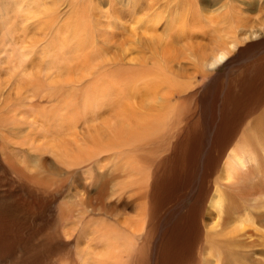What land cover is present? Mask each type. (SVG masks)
<instances>
[{
  "label": "bare ground",
  "instance_id": "bare-ground-1",
  "mask_svg": "<svg viewBox=\"0 0 264 264\" xmlns=\"http://www.w3.org/2000/svg\"><path fill=\"white\" fill-rule=\"evenodd\" d=\"M43 2L44 0H0V38L3 39L0 47L13 43L7 38L13 37L12 33L17 30L14 20L19 22L21 29L26 25H23L24 20L42 12V7L45 9ZM139 2L141 1L123 0L125 7L130 9V14L137 12L135 7ZM147 8L153 10L154 6L147 5ZM203 11L204 16L201 18H195L191 14L193 19L187 30L173 33L167 53L153 57L151 70L142 69L147 62L146 58L142 60L143 64L136 66L138 70L128 69L140 79L141 87L138 85L136 90L130 88L134 98L142 100L145 97L147 100L138 102L135 106L134 103L129 106L127 103L128 107L119 104L121 112L117 114V124L115 121L111 122L110 131H107L112 141H107L110 143L107 147L110 150L121 149L120 154L125 159L120 167L125 175L122 178V190L126 184L134 183L139 200V204L136 203L138 206H135L139 210L132 218L124 217L121 222L116 219L119 223L108 224L101 219L86 222L87 228L84 226L80 234L81 245L76 250L81 264H131L139 256L142 258L139 261L142 262L145 255L151 258L160 255V264H167L165 255L169 249L166 246L171 244L164 242L163 237L161 239L163 230L168 228L169 222L165 221L167 212L176 216L180 212L185 213L187 241L184 245L187 255H182L186 259L183 262L180 260V264H264V0H206L203 2ZM25 52L21 50L16 57L21 68H26L30 63L22 62L24 57H29V53ZM4 57L1 58L0 69L11 71L15 62L9 59L5 67L1 68L6 55ZM131 62L133 61L130 59L126 60L127 64L131 65ZM220 66H225L226 69L216 72ZM56 67L53 68L57 69ZM47 72L44 71L46 75ZM204 76L211 77L205 84L202 82ZM45 78L48 79L47 76ZM33 80L31 83L34 84ZM68 82L60 84L61 91L57 97L60 105L62 104L56 116L59 125L55 123V128L47 131L42 115L40 117L38 114V118L33 115L28 124L34 127L35 134L28 136L22 128L6 126L8 129L4 133H12L7 135V139L11 136L12 140L27 145L39 143L43 149L52 148L51 146L56 149L51 143L65 144L67 136L70 138L68 143H77L80 134L76 132L77 118L70 119L71 121L66 119L65 122V117L72 113L69 112L70 107L74 106L71 102L74 98L66 100L65 93L70 88L66 85ZM1 84L8 86L6 83ZM20 84L21 82L17 85ZM34 85L37 86L35 91L41 93V85ZM99 85L98 88L101 87ZM110 88L113 90V87ZM8 89H4V92ZM16 91L17 94L13 95L18 96L21 90ZM127 91L124 87L120 98L128 99ZM23 93L32 96L27 88L23 89ZM24 94L22 100L30 103L32 97ZM62 95L65 97L59 99ZM124 107L126 108L123 109ZM26 115L24 116L27 117ZM25 117L27 122L28 118ZM56 119L54 120L57 121ZM96 122L93 118L87 120V124L93 127ZM92 126L87 129L90 130ZM119 131L121 134H118ZM129 136L133 141L128 142L139 145L137 150L140 153V167L133 166L136 159L123 158L129 154L121 146H126ZM63 137L65 140H62ZM49 143L50 145H46ZM96 145L93 143V149L89 148L90 150L85 147L87 153H96L99 148L96 154L93 153L95 157L99 155L104 149ZM94 155H90V159ZM129 159L133 161L130 162ZM103 191L98 194L99 199L104 198ZM186 199L190 200L189 205L184 203ZM135 234H140L142 240H135Z\"/></svg>",
  "mask_w": 264,
  "mask_h": 264
},
{
  "label": "rangeland",
  "instance_id": "rangeland-1",
  "mask_svg": "<svg viewBox=\"0 0 264 264\" xmlns=\"http://www.w3.org/2000/svg\"><path fill=\"white\" fill-rule=\"evenodd\" d=\"M139 1L141 2L135 7V11L138 13L135 12V15L129 13L130 9L125 7L123 0H44L45 9L42 7V12L24 20L23 25H26L21 29L19 22L14 20L13 24L17 30L12 33L13 37L8 36L7 38L13 43L0 47L1 62V58L6 55L1 68L5 67L6 61L9 59L15 62L11 71L0 69V89L3 90H0V264H81L76 252L81 245L80 234L86 222H97L101 219L112 224L119 223L116 219L121 222L124 217L136 216L139 210L136 207L138 206L136 203L139 204L136 195L137 189L132 182L126 184L127 187L124 186L122 190V178L124 179L125 175L122 173L124 170H121L120 167L121 163L124 164L125 159H122L120 148L108 149V143L112 141L107 131H110L111 122L115 121L117 124L119 119L117 116L121 112L119 104L128 107L131 103H134L135 106L141 101L147 100L145 97L142 100L134 98L131 89L139 88L140 79L137 74L134 75L133 71L128 69H137L136 66L139 63L143 64L142 60L146 58L147 62L145 65L143 64L142 69L151 70L153 57L167 53L166 49L173 33L187 30L193 17L204 16L203 2L206 0H192V2L190 0ZM147 5L154 6V9H148ZM196 12L197 14H195ZM148 29L149 31H147ZM2 41L3 39L0 38V43ZM21 50L29 53V57L26 56L22 59V62H30L26 68H21L18 59H16ZM127 59L133 61L131 65L126 63ZM165 62L168 63V61ZM52 66L58 68L55 69ZM225 69V66H220L215 71L222 72ZM44 71L48 74L46 75ZM18 73H24L25 76L22 75L24 79L18 80L16 78ZM32 74L35 75L34 78H31ZM26 75H28L27 78ZM42 76H47V82L51 85H57L56 80L59 77V81L61 80L59 84L69 81V84L66 83L70 87L65 93L66 100L74 98L71 99V102L75 108L70 107L69 112L72 111V113L65 117V122L77 118L74 123L78 127L76 132L80 133L79 142L77 140V143L70 141L68 143L70 138L67 136L65 139L68 144L51 143L56 146V149L54 146L49 149L43 146V149L39 143L27 145V143L12 140L11 136L7 139V135L12 133H4L8 129L6 126L22 128L28 136L35 134L36 130L28 122L34 116L38 118V114V116L42 115L40 117L43 118V122L45 121L43 125L47 131L53 130L57 123L59 125L60 122L56 119L58 111L52 113V109H55L53 108L55 106L61 109L62 104L57 105L53 101L46 102L44 93L47 85ZM210 79L211 77L204 76L202 82L205 84ZM32 80L34 84L41 85V93L35 91L37 86L33 83L25 84ZM20 82L21 84L18 86L17 84ZM1 83H6L8 86L5 87ZM97 83L100 84V88L97 87ZM12 86L13 88H11ZM110 87H113V90ZM124 87L128 89V99L120 98ZM25 88L30 90L32 96L23 93ZM4 89H8V91L4 92ZM16 90H21L22 96L20 94L13 95L17 94ZM23 94L32 97L30 103L22 100ZM65 95L60 96L59 99H63ZM6 98L8 101L4 102ZM64 102L66 103V101ZM116 104L118 105L116 106ZM146 105L148 106L147 102ZM114 111H116V115ZM24 117L28 118L27 122ZM89 118L97 120L94 127L87 124ZM88 126H92L90 130L87 129ZM118 134H121V131ZM96 137L97 139L94 141ZM65 139L63 137L62 140ZM107 141L109 142L107 143ZM128 141H133V138L129 136L126 146H124L125 144L121 146L123 150H128L129 154L123 158L136 159L134 161L129 159V161H133V166L140 167V153L137 150L139 145L136 146L137 143L132 145V142ZM93 143L104 149L96 157L93 154L95 152L87 153V148L90 150L93 149V146L95 147V145L92 146ZM46 145H50V143ZM78 154L80 155L78 156ZM90 155H94V157L91 156L92 159H90ZM101 190L105 193L103 199L97 197ZM184 203L189 205L190 200L186 199ZM174 216L176 215L167 212L165 221L169 222L168 228L165 227L167 230L164 229L161 236L164 242L171 244V246H166L169 249L165 255L167 264H180V260L183 262L186 259L185 254L187 255L184 245L187 241V231L184 226L185 213L180 212L179 217ZM176 222L177 224H175ZM85 228L87 227L85 226ZM139 236L140 234H135V240L141 241L142 238ZM161 239L160 241H162ZM170 248H172L171 251ZM159 257L160 255L152 258L145 255L141 262L139 259L142 258L139 256V259L136 258L131 264H160L161 258Z\"/></svg>",
  "mask_w": 264,
  "mask_h": 264
},
{
  "label": "crops",
  "instance_id": "crops-1",
  "mask_svg": "<svg viewBox=\"0 0 264 264\" xmlns=\"http://www.w3.org/2000/svg\"><path fill=\"white\" fill-rule=\"evenodd\" d=\"M55 76H56V74H55ZM16 78H18V79H22L21 78V76H17ZM45 78V77H44ZM57 78V77H56ZM47 78H45V82H46V85H47V89L45 90L46 91V102H55L57 105H60V103H59V101H58V99H57V97H58V95H59V93H60V91H61V88H60V84H59V79L57 78V80H56V83H57V85H59L58 87H57V85H51L50 83H48L47 82ZM29 83H31V81H29L28 83H25L26 85L27 84H29ZM51 86V87H50ZM54 90V91H53ZM48 91V92H47ZM50 93H51V95H50ZM53 108H55V109H52V112H54V111H57L59 108L57 107V106H55V107H53Z\"/></svg>",
  "mask_w": 264,
  "mask_h": 264
}]
</instances>
